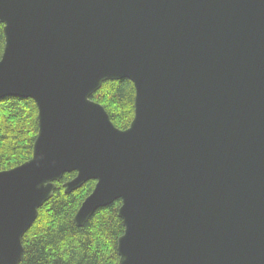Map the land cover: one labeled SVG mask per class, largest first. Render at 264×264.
I'll return each mask as SVG.
<instances>
[{"label": "water", "instance_id": "95a60500", "mask_svg": "<svg viewBox=\"0 0 264 264\" xmlns=\"http://www.w3.org/2000/svg\"><path fill=\"white\" fill-rule=\"evenodd\" d=\"M0 99L37 107L31 157L0 170V264L65 173L120 200L119 264H264V0H0ZM129 79L120 129L92 94Z\"/></svg>", "mask_w": 264, "mask_h": 264}, {"label": "trees", "instance_id": "16d2710c", "mask_svg": "<svg viewBox=\"0 0 264 264\" xmlns=\"http://www.w3.org/2000/svg\"><path fill=\"white\" fill-rule=\"evenodd\" d=\"M0 24V57L4 35ZM134 85L126 78L106 80L92 94L103 105L113 124L128 127L134 113ZM37 134V107L28 97L0 99V170L15 167L31 157ZM75 172L56 182L52 196L39 208L37 217L22 237L23 254L18 264H119L117 239L123 233L118 216L121 201L98 208L82 226L73 216L95 181L88 180L70 193L63 183Z\"/></svg>", "mask_w": 264, "mask_h": 264}]
</instances>
